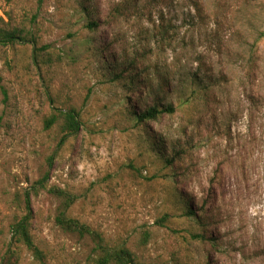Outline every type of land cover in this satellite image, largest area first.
<instances>
[{"label": "rangeland", "instance_id": "obj_1", "mask_svg": "<svg viewBox=\"0 0 264 264\" xmlns=\"http://www.w3.org/2000/svg\"><path fill=\"white\" fill-rule=\"evenodd\" d=\"M139 1L143 11L138 0H0V26L29 40L0 44V264L28 193L49 264H96L92 236L56 222L51 187L75 196L69 216L142 264H264V0H199L201 11L194 0ZM198 65L206 81L221 78L205 94L216 103L201 93L137 121L132 111L155 102L146 82ZM73 108L77 134L63 119L45 128ZM19 264L37 263L24 250Z\"/></svg>", "mask_w": 264, "mask_h": 264}, {"label": "trees", "instance_id": "obj_2", "mask_svg": "<svg viewBox=\"0 0 264 264\" xmlns=\"http://www.w3.org/2000/svg\"><path fill=\"white\" fill-rule=\"evenodd\" d=\"M44 0H39L42 3ZM193 7L201 11L202 5L199 0L192 1ZM138 9L143 11L146 9V3L141 4L138 0ZM96 26V22L91 23V27ZM164 32H168L167 29L163 28ZM147 33H154L149 32ZM29 41L26 34H22L17 29H5L0 26V44L14 43L16 40ZM199 61V60H198ZM203 64V63H201ZM160 72L157 77L156 83L151 79L145 83V94L154 96L155 102L150 105H146L145 108L136 109L132 111V114L140 124H145L149 121L157 120L161 115L173 114L177 111L179 104H189L195 101H201V93H204L206 103H216L219 99L216 95H205L212 87L221 86V78L211 75L210 80L207 79L206 70L198 65L197 68L188 71L186 74H180L177 79L172 80L171 75L167 72ZM190 92H189V91ZM171 99L170 101H168ZM176 101L179 103L177 104ZM64 121L65 135H75L83 127L81 114L76 109H69L67 111L59 110L58 113L48 117L45 121V128L49 129L59 120ZM156 148H159L158 154L164 159L167 164H172L175 160L169 156L166 150L163 149V144L160 139H156L154 142ZM48 175H45L42 181H45ZM49 191L60 200V205L57 210L56 222L65 230L71 233H76L81 236L91 235L95 242V258L96 264H142L137 253L128 246H109L104 237L98 231L92 230L91 227L80 220L69 216V209L75 202L76 198L73 194L60 187H51ZM26 214L19 218L12 224L11 227V238L5 249L1 264H19L22 260V254L24 250H27L33 257L37 264H49L47 253L41 246L36 242L35 237L31 230V219H32V205H31V194L28 193L26 199ZM184 212L189 217L200 221L201 214L196 212L193 204L190 200H184ZM168 218V214L162 218V223ZM194 238H200L206 240L208 234L197 233L192 234ZM150 238V232H144V243H147Z\"/></svg>", "mask_w": 264, "mask_h": 264}]
</instances>
